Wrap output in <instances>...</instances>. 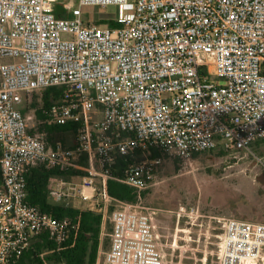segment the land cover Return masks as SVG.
<instances>
[{"label": "built area", "instance_id": "2783aa9c", "mask_svg": "<svg viewBox=\"0 0 264 264\" xmlns=\"http://www.w3.org/2000/svg\"><path fill=\"white\" fill-rule=\"evenodd\" d=\"M57 3L0 0V264H15L36 236L63 244L79 227L26 202V177L39 166L59 172L52 204L78 197L102 212L103 228L111 222L104 264H168L154 210L124 204L109 214L112 167L127 158L117 180L138 193L166 161L191 165L219 147L250 152L264 168L251 152L264 140V0H69L63 18ZM110 5L116 27L84 18L83 7ZM52 87L65 91L48 122L76 125L71 148L31 134L20 109L24 95ZM218 223L200 264H264V223Z\"/></svg>", "mask_w": 264, "mask_h": 264}, {"label": "rangeland", "instance_id": "374dc122", "mask_svg": "<svg viewBox=\"0 0 264 264\" xmlns=\"http://www.w3.org/2000/svg\"><path fill=\"white\" fill-rule=\"evenodd\" d=\"M67 1L58 0L62 4ZM71 1L74 6L78 5V0ZM82 11L85 19L105 22L116 20L119 14L115 5L85 6ZM213 81L225 84L220 78L214 77ZM26 118L29 128L36 125L32 113ZM66 143H76L73 132L66 134ZM216 152L201 155L191 165L177 166L172 160L166 161L146 198L134 208L140 213L147 209L156 212L162 240L167 241L168 264H200V258L212 251L218 241L217 235L221 232L218 219L264 223V168L250 152L221 158ZM251 152L264 156V141L252 144ZM181 208L186 211L179 215ZM105 260L106 254L100 264Z\"/></svg>", "mask_w": 264, "mask_h": 264}, {"label": "trees", "instance_id": "16d2710c", "mask_svg": "<svg viewBox=\"0 0 264 264\" xmlns=\"http://www.w3.org/2000/svg\"><path fill=\"white\" fill-rule=\"evenodd\" d=\"M55 14L58 18L66 16L62 2L57 3ZM99 24L116 27L113 20L108 22L101 20ZM64 91V88L52 87L31 96L24 95L20 106L25 119H27L26 115L29 113L34 116L36 125L29 128V132L31 134L44 133L49 147H53L57 142H61L66 148L75 146V144L68 145L66 143V134L73 132L76 135V125L72 123L66 125L50 124L47 118L46 112L54 103L60 101ZM214 152H216L218 158L225 157L228 154L219 147L213 151L195 154L194 159ZM152 155L157 157L160 156V153L153 150ZM128 162L127 158L118 157L116 164L112 167L113 178L110 180V195L114 201L110 203L109 214L122 208L124 204L139 205L150 192L147 189L138 193L134 188L117 180L122 176ZM174 162L179 166L180 162L178 160H174ZM69 173L70 175L81 176L85 172L69 171ZM57 174H59L58 171H47L43 166L30 171L26 177V202L57 218L70 216L78 222L79 227L68 234L63 244H58L49 233L34 237L29 247L15 264H96L98 258L100 257L101 261L111 248L109 235L112 232V224L107 221L103 230V214L101 211L76 208L70 204L55 205L51 203L49 181L52 176ZM109 224L110 228H108Z\"/></svg>", "mask_w": 264, "mask_h": 264}, {"label": "crops", "instance_id": "0c3cea01", "mask_svg": "<svg viewBox=\"0 0 264 264\" xmlns=\"http://www.w3.org/2000/svg\"><path fill=\"white\" fill-rule=\"evenodd\" d=\"M87 192L91 193V190L87 189ZM67 204H70V205H72V206H74L76 208H87L88 207L87 204L82 202L81 199L78 198V197L77 198H73L71 200H68Z\"/></svg>", "mask_w": 264, "mask_h": 264}]
</instances>
